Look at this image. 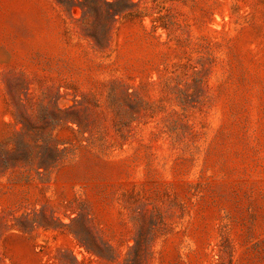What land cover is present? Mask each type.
Masks as SVG:
<instances>
[{
  "label": "rangeland",
  "instance_id": "obj_1",
  "mask_svg": "<svg viewBox=\"0 0 264 264\" xmlns=\"http://www.w3.org/2000/svg\"><path fill=\"white\" fill-rule=\"evenodd\" d=\"M0 264H264V0H0Z\"/></svg>",
  "mask_w": 264,
  "mask_h": 264
}]
</instances>
